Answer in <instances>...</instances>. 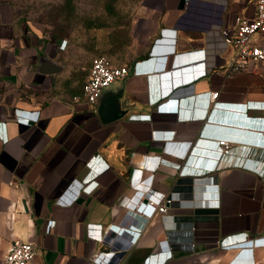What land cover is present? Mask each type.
<instances>
[{"label":"crops","instance_id":"obj_1","mask_svg":"<svg viewBox=\"0 0 264 264\" xmlns=\"http://www.w3.org/2000/svg\"><path fill=\"white\" fill-rule=\"evenodd\" d=\"M180 1L138 17L120 64L131 67L127 113L108 122L71 86L63 44L0 4V264L15 238L37 245L33 264H107L112 250L110 264L168 251L163 264H264V66L228 72L235 17L252 18L255 5ZM164 100L178 111H159ZM230 113L249 127L222 125ZM144 114L151 120L132 117ZM226 137L218 159L214 143ZM152 190L168 208L147 218L137 207ZM132 225L142 228L135 244L106 234Z\"/></svg>","mask_w":264,"mask_h":264},{"label":"rangeland","instance_id":"obj_2","mask_svg":"<svg viewBox=\"0 0 264 264\" xmlns=\"http://www.w3.org/2000/svg\"><path fill=\"white\" fill-rule=\"evenodd\" d=\"M159 0H0L16 19L30 24L61 50L71 86L83 88L94 58L114 65L131 57L137 20ZM74 88V87H72Z\"/></svg>","mask_w":264,"mask_h":264},{"label":"built area","instance_id":"obj_3","mask_svg":"<svg viewBox=\"0 0 264 264\" xmlns=\"http://www.w3.org/2000/svg\"><path fill=\"white\" fill-rule=\"evenodd\" d=\"M253 2L255 5L254 16L249 18L243 15H237L231 30V35L227 40L234 49V54L228 63V72L230 74L246 72L256 65L264 66V43H257L256 41L257 38L264 35V0H253ZM130 71L131 67L129 65H114L108 56H97L92 61L89 76L83 85L84 98L96 107L102 90L115 82H121L126 79ZM218 94L219 92L217 91L212 92L211 98L215 100ZM156 105L159 111L168 113L176 112L179 108V102L175 100H164ZM132 117L147 120H151L152 118L150 114ZM169 137L173 136L170 134L166 135V138ZM214 146L217 149V158L219 159L223 154L229 153L231 147L230 138H221L214 143ZM218 159L215 160L216 164L218 163ZM213 166L214 163L212 162V166L210 167ZM104 167L105 165L101 166V169ZM150 192L152 193L148 196V202H142L137 207V210L147 218H151L156 211L164 213L168 208L166 203L162 202V193L154 192L153 190ZM141 233L142 228L135 225H132V228L129 230L119 228V226H113L106 232L107 236L111 234L123 236L125 234L129 244H135L140 238ZM118 251L112 250L108 252L111 258L107 264H110L116 259L115 257L118 255ZM37 253L38 247L35 243L22 240L21 238H15L8 247L4 256V262L5 264H33ZM161 255L163 256L161 258L158 255L148 256L145 259V264H163L171 257L169 251ZM93 260H98L97 254L93 257Z\"/></svg>","mask_w":264,"mask_h":264},{"label":"water","instance_id":"obj_4","mask_svg":"<svg viewBox=\"0 0 264 264\" xmlns=\"http://www.w3.org/2000/svg\"><path fill=\"white\" fill-rule=\"evenodd\" d=\"M185 3L186 0H181L179 7L183 8L185 6ZM125 80L126 79L121 81V87H116L115 85L119 82H115L112 85L105 87L100 93L97 105L99 114L104 122L118 119L127 113V109L123 108L124 103L121 101L124 91L123 83L125 82ZM109 109L113 110V113L111 115H109L108 113ZM220 123L224 126H233L238 129L244 130L246 129V127H249L250 120L246 119L244 116H241L239 114L230 113L221 116Z\"/></svg>","mask_w":264,"mask_h":264}]
</instances>
